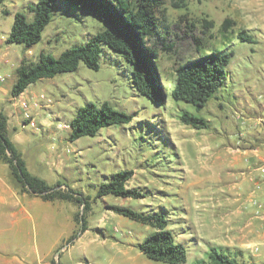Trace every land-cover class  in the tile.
Wrapping results in <instances>:
<instances>
[{
	"label": "rangeland",
	"instance_id": "rangeland-1",
	"mask_svg": "<svg viewBox=\"0 0 264 264\" xmlns=\"http://www.w3.org/2000/svg\"><path fill=\"white\" fill-rule=\"evenodd\" d=\"M162 1L171 33L169 43L173 42L174 48L169 55L159 51L157 62L160 71H170L174 63H181L195 55L192 36L208 43L213 42L208 40L203 20L213 23L209 32L218 41L221 40L220 27L225 18L234 21L235 33L245 30L253 39V42H241L235 34L228 43L220 45L222 51H232L233 58L226 69V83L204 108L196 110L190 104L173 100L169 90L166 101L162 104L153 103L139 95L132 83V67L106 46L102 47L98 70L88 69L80 63L75 72L37 81L30 90L37 94L43 92L51 99L52 111H59L60 117L65 120H71L76 110L88 102L96 105L107 102L115 110L132 117L127 124L103 128L96 136L82 137L75 144L82 150V165L76 167L73 160H70L66 166L74 168L73 173H77L76 179L79 178L75 182L86 188L88 201L97 199V185L104 181L105 176L118 171H131L133 175L128 186L131 184L138 188L145 198L127 201L109 196V202L137 212L152 210L166 214L169 217L168 229L185 248L184 264H194L196 258L204 257V251L210 248L239 255L240 261L254 264L259 259L252 255L258 252L251 255V251L254 246L259 245L240 248L238 245L230 246L222 242L218 244V229H208L193 219L192 222L188 221L189 218L185 219L183 210L190 204L185 199H192L193 190L189 188L187 196H181L175 180L184 175L183 166L191 169L187 183L189 185L199 176L207 178L214 168L212 157L206 156L207 154L196 163L195 144L198 140L208 142L211 147L227 145V142L233 146H242L246 135V125L242 118L246 115V102L253 105L264 102V96L259 97L264 93V4L258 6L250 0H185L184 7L176 8L173 5L177 0ZM37 2L38 0H5L0 5V38L8 36L16 13L24 14L30 21L33 15L29 8ZM103 29V23L96 18L71 7L63 0H57L52 9L51 20L42 31L38 43L30 48L19 44H10L9 48L5 45L0 47L2 51H7L11 60L26 58L28 62H36L41 53L58 57L67 49L85 44ZM215 44L219 47L218 43ZM5 68L0 64V74ZM160 82L166 89L173 86L172 81L164 78ZM182 114L203 118L207 121L208 128L194 130L185 126L179 119ZM246 162L250 166L253 181L258 177V170L254 167L257 161L253 157ZM218 168L216 164L215 170ZM233 179L237 180L236 177ZM164 182L168 183L166 187ZM73 183L68 181V184ZM245 184L248 185L249 182ZM245 188L246 186L239 189L240 192L245 194ZM253 205L255 206L254 203ZM192 213L193 216L196 214L194 211ZM98 218V213L87 212L84 217L85 228L96 226ZM107 223L108 229L103 234L108 239L113 236L118 240V249L114 250L117 257H121L124 250L136 251L137 245L152 232L150 227L118 215L107 220ZM179 233H182L184 240L179 238ZM94 234L93 231L89 232L83 239L87 250L97 252L96 245L90 242ZM106 252L110 254L108 249H105ZM91 257L92 255L88 257L87 254L85 259L90 260ZM143 259L146 264H164L145 257ZM91 260L95 264H104V259L98 255Z\"/></svg>",
	"mask_w": 264,
	"mask_h": 264
},
{
	"label": "crops",
	"instance_id": "crops-1",
	"mask_svg": "<svg viewBox=\"0 0 264 264\" xmlns=\"http://www.w3.org/2000/svg\"><path fill=\"white\" fill-rule=\"evenodd\" d=\"M250 1L258 6L264 4V0ZM6 37L0 38V46L9 48ZM22 59L11 60L7 51H2L0 47V64L6 67L0 74V114L6 118L8 138L21 154L31 175L49 186L62 184L65 185L62 189L68 188L83 198H89L86 188L75 182L79 178L76 179L74 168L66 166L73 160L78 167L83 159L82 150L75 145L78 139H68L71 120L61 118L59 111L54 113L51 99L43 92H31L30 88L35 83L19 96H10L15 69ZM262 94L260 98L264 96ZM40 95L45 100L39 99ZM246 106V115L242 116L246 125L242 146L227 142V145L211 147L203 140L195 141L196 163L207 154L212 157L214 168L207 178L199 176L189 185L191 169L182 165L184 175L175 180V186L183 197L187 196V189L193 190L192 199H185L186 203L190 202L188 208L183 210L185 219L189 218L190 222L193 219L208 229H218V244L222 242L240 248L259 245L258 254L251 255L261 262L254 261V264H264V124L260 123L261 119L264 120V102L256 105L246 102ZM26 114L34 120L35 127L27 125ZM53 121L57 124L54 125ZM253 157L257 161L254 167L258 170V177L252 181L250 166L246 161ZM216 164L219 167L217 171ZM68 181L74 183L68 184ZM247 181L248 185L245 184ZM128 184L127 188H131V184ZM163 184L166 187L168 183ZM244 186L245 194L239 190ZM109 198L89 199L88 214H99L97 225L79 232L75 216L82 213V206L68 201H44L38 196L20 192L10 179L8 165L0 161V264H95L91 260L95 255L104 259V264H146L145 256L138 249L140 243L136 251L128 249L121 257L115 256L118 240L113 236L106 238L103 232L108 229L107 220L117 216L107 209V205H121L109 202ZM192 211L196 212L194 216ZM92 231L95 234L90 242L96 245L97 252L87 250L83 239L85 234ZM74 234H77L76 238L67 244ZM181 235L179 233V238L184 240ZM105 249L110 254L105 253ZM206 253L207 250L204 251L205 256L196 258V261L205 260ZM87 254L88 257L92 255L90 260L85 259Z\"/></svg>",
	"mask_w": 264,
	"mask_h": 264
},
{
	"label": "trees",
	"instance_id": "trees-1",
	"mask_svg": "<svg viewBox=\"0 0 264 264\" xmlns=\"http://www.w3.org/2000/svg\"><path fill=\"white\" fill-rule=\"evenodd\" d=\"M5 0H0V5ZM57 0H38L29 12L28 21L24 14L16 13L11 30L6 38L7 44H19L30 48L41 39V33L51 20L52 9ZM71 7L83 11L103 23V31L81 44L63 51L58 57L41 53L36 62L22 59L15 69V82L10 90L11 97H17L33 83L42 79H51L56 75L75 72L80 63L88 69H99V58L103 46L118 53L131 67V78L139 95L153 103H165L167 90L175 101H182L201 110L206 106L227 80L226 69L233 58L232 51H222L220 45L228 43L236 34L241 42H253L245 30L233 31L235 23L225 18L221 24V40L209 31L211 21L203 20L208 33V43L192 36L195 55L181 63H174L170 71H160L159 51L169 55L174 44L170 41L167 15L162 0H63ZM185 0H177L173 6L184 7ZM192 28H195L191 24ZM192 32V31H191ZM218 43L219 47L216 46ZM172 81V88L161 85V79ZM132 117L112 108L107 102L96 105L88 102L76 110L69 123L68 139L75 141L82 137H94L106 127L127 124ZM182 124L194 130L208 128L207 121L188 114L179 117ZM0 161L7 164L13 184L22 193L40 197L44 201H68L82 206V213L75 216L78 231L85 230V214L89 210L88 198L64 188L62 184L47 185L42 179L31 175L7 135L6 118L0 114ZM133 173L118 171L109 175L101 183L95 195L99 199L114 196L122 199L139 200L145 195L136 187L127 188ZM107 209L128 220L150 227L152 232L138 245L139 251L150 261L164 264H184L186 251L176 236L168 229L169 217L155 211L137 212L124 206L107 205ZM77 234L72 235L67 244L73 242ZM194 264H246L239 255H230L225 251L210 248L205 260Z\"/></svg>",
	"mask_w": 264,
	"mask_h": 264
},
{
	"label": "built area",
	"instance_id": "built-area-1",
	"mask_svg": "<svg viewBox=\"0 0 264 264\" xmlns=\"http://www.w3.org/2000/svg\"><path fill=\"white\" fill-rule=\"evenodd\" d=\"M39 99H41V100H45V97L43 96V95H40L39 96ZM47 100V99H46ZM48 102L50 101V100H47ZM23 104V106H25V104L24 103H22ZM25 122L27 123V125H29L30 127H35V122H34V120L32 119V118H30V116L28 115V114H26L25 115ZM260 123L261 124H264V120H260ZM259 251V248L257 247V246H254L253 248H252V253L251 254H254V253H257Z\"/></svg>",
	"mask_w": 264,
	"mask_h": 264
}]
</instances>
